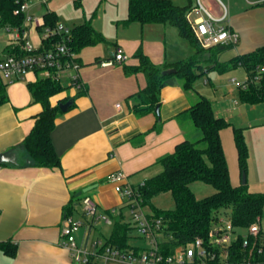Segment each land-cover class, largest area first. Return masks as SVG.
<instances>
[{
	"label": "crops",
	"instance_id": "0c3cea01",
	"mask_svg": "<svg viewBox=\"0 0 264 264\" xmlns=\"http://www.w3.org/2000/svg\"><path fill=\"white\" fill-rule=\"evenodd\" d=\"M75 1L71 0L74 4L73 11H68L70 2L52 3L49 6V0H31L30 13L43 17L48 11L54 12L58 23L66 21L68 24L65 25L71 28L91 20L93 27L107 41L102 42L104 45L100 47L87 46L76 54L79 57L78 75L81 86H75L71 82V71L66 72L61 80L65 90L51 97L53 105L73 100L67 111L60 109L52 133L61 167L37 166L20 150L18 153L22 164L0 163V242L7 243L10 249L14 248L13 253L0 248V264H77L62 244L65 210L70 204L75 207L72 215L83 221L77 235L78 243L87 244L91 250H94V240L104 243L110 235L105 236L102 232L101 225L106 223L91 226L83 216L81 199L86 193L97 202L99 213L113 211L115 218L119 219L123 215V220L130 222V213L125 214V209H128L125 198L108 182V175L122 170L128 181L134 187H139L147 179L161 173L164 167L159 159L172 153L182 140L197 136L195 129L190 132L189 128L192 127L184 115L197 100V94L211 100L215 114L230 122L233 136L234 128L243 130L249 151L248 169L253 173L251 177L247 170L249 183L257 184L264 179V154L263 151H258L259 158L256 149L257 141H264V134L259 131L264 129V118L259 114L261 102L249 103L241 99L240 87L248 79L243 66L237 67L245 70L243 82L231 76L228 82L216 87L207 79L206 82L211 83V94L208 89L201 88L200 91L197 88L198 79L194 83V90L187 91L181 80L172 75L161 91L159 115L156 111L137 115L134 111L136 93L146 86V76L143 73L127 75L122 65H104L103 62L113 57L117 47L123 48L128 56L125 62L130 65L138 63L133 54L139 46L143 47L144 52L156 64L184 60L195 53V47L187 39L191 47L183 44V56L179 52L170 55L164 39L144 41L143 37L129 38L121 28L126 29L134 24H140L142 28L145 25H171L139 22H132L129 26L122 25L120 22L128 16L129 0H81L80 6ZM172 1L177 3V0ZM228 1L230 8L226 23L239 38L236 43L228 46H235L233 52L229 53L230 56L222 57V53L228 48L217 55L220 62H228L264 46V0H244L242 10L235 0ZM204 2L215 14H219L225 4L224 0ZM184 3L194 7L197 0H185ZM112 29L115 30L114 37L107 34ZM159 30L161 33L162 29ZM177 30L182 37L178 28ZM28 31L36 30L26 20L20 38H15L8 27L1 28L0 61L9 55L19 54L17 46L22 48L21 40H30L26 36ZM37 32L41 36V44L37 47H42V35L39 30ZM89 48L93 50L86 51ZM185 52L190 54L185 57ZM208 70L205 68L206 72ZM260 71L264 73V69ZM0 77L7 83V99L0 104L2 153L22 146L33 128L42 105L34 101L29 83L43 77L34 71L15 81L6 80L1 74ZM249 183L247 181L248 189L252 191ZM87 188L91 189L79 195ZM77 196L79 200L76 199ZM147 210L154 213L149 205ZM114 220L113 218L111 226ZM131 244L143 246L145 242L138 244L131 240ZM109 264L128 263L110 261Z\"/></svg>",
	"mask_w": 264,
	"mask_h": 264
},
{
	"label": "trees",
	"instance_id": "16d2710c",
	"mask_svg": "<svg viewBox=\"0 0 264 264\" xmlns=\"http://www.w3.org/2000/svg\"><path fill=\"white\" fill-rule=\"evenodd\" d=\"M23 1L26 0H0V30L3 27H18L23 30L25 14L14 12ZM75 2L77 6L81 5V0ZM192 7L190 4L183 6L175 4L172 0H129L128 16L120 22L122 25L129 26L132 22L170 23L176 26L181 36L188 39L196 49L193 55L184 60L156 64L144 52L143 47L139 46L133 54L138 59L136 65L127 64L126 60L117 63L123 66L127 75L143 73L146 76V86L136 93L137 103L134 105V111L137 115L155 111L156 105L161 101V91L170 76H177L185 90L193 91L195 81L206 72L205 68L224 72L243 66L248 73V79L245 82L246 86L240 87L241 99L249 103L264 101V73L258 69L264 65V46L252 53L234 57L228 62H220L217 55L231 44L202 47L187 19V13ZM57 23L56 14L48 11L44 14L43 24L38 30L42 32L45 26L55 27ZM58 39L57 35L42 38L44 44L42 46L52 47ZM106 41V37L93 27L91 20H86L72 28L68 43L70 49L79 54L87 46ZM23 42L24 40H21V45ZM17 47L19 54L24 52L22 48ZM76 59L79 61L78 56ZM208 62L211 64L205 66ZM170 68H175L176 72L164 75L163 71ZM6 87L7 83L0 77V104L7 99ZM29 88L34 101L42 105V111L36 116L33 128L23 141L25 154L37 166L60 168V156L52 140L60 107L51 103V97L64 91L65 87L60 80L43 77L29 83ZM184 115L197 132L195 137L199 135L200 137L195 140L190 138L182 140L172 153L159 159L164 167L163 171L147 179L140 186L144 203L151 207L155 216L164 220L167 233L171 234L168 241L171 249L179 244H188L198 236L206 238L214 221L224 213L230 219L234 231L238 233L234 241L235 250L232 256L234 263L264 264V252L258 253L257 250L250 261H243L245 250L240 233L247 231L253 222L261 221L264 212V192L250 191L246 182L239 186H234L231 182L220 135L221 130L229 126L230 122L217 116L211 101L202 94H197V100ZM234 141L240 170L247 174L249 151L241 128H234ZM195 181L212 185L216 191L203 198H197L190 186ZM166 192L171 194L174 207L158 209L153 199ZM76 199L79 200V197ZM74 208L73 204L67 206L66 214H72ZM107 214L115 220L101 250L106 246L121 250L130 248L137 250V246L131 244V233L134 231L131 222L124 221L123 215L119 219L115 218L112 211H108ZM0 248L8 253L14 252V248H8L7 243L0 242Z\"/></svg>",
	"mask_w": 264,
	"mask_h": 264
},
{
	"label": "built area",
	"instance_id": "2783aa9c",
	"mask_svg": "<svg viewBox=\"0 0 264 264\" xmlns=\"http://www.w3.org/2000/svg\"><path fill=\"white\" fill-rule=\"evenodd\" d=\"M30 3L31 0L21 2L14 12L24 13L25 20L38 30L43 24V17L30 13ZM227 17L228 8L225 4L222 5L221 12L215 14L204 0H197L196 6L187 13V19L204 48L234 44L238 41V34L226 23ZM8 31L15 38L21 37V30L18 27H8ZM71 32L72 28L63 23H57L55 27L45 26L41 32L42 38L57 35L58 41H55L52 47L46 48L35 47L30 40H25L22 46L23 53L9 55L0 61V74L8 81H15L23 79L28 72L34 71L44 78L61 81L64 74L71 71L69 75L71 82L75 86H81L77 56L68 43ZM127 58L123 48L117 47L113 58L104 61L103 64L113 65ZM258 69L263 70L264 65ZM245 86L244 84L243 87ZM107 179L113 184L115 191L125 198L130 222L145 245L137 246V250L135 248L121 250L113 246H106L101 250L104 243L94 240V250H91L87 244L78 243L77 235L83 226V221L72 214L65 213L62 244L69 250L77 264H109L110 261L128 264H235L232 256L238 233L234 231L229 218H219L214 221L206 238L198 236L188 244H179L171 249L168 242L171 234L167 233L164 220L147 210L140 186L134 187L122 170L110 173ZM81 204L83 216L91 226L100 222L113 223V218L107 213L98 212L97 202L90 194L86 193L82 196ZM240 234L245 250L243 261H250L256 250L258 253L264 252V232L261 221L253 222L247 231Z\"/></svg>",
	"mask_w": 264,
	"mask_h": 264
},
{
	"label": "rangeland",
	"instance_id": "374dc122",
	"mask_svg": "<svg viewBox=\"0 0 264 264\" xmlns=\"http://www.w3.org/2000/svg\"><path fill=\"white\" fill-rule=\"evenodd\" d=\"M70 2L68 4V11H73V2H71V0H49L48 5H52V3L56 4L58 2ZM237 2L238 6H243L244 0H235ZM178 4L180 3V5H184L185 0H177L176 1ZM182 2V3H181ZM187 2V0H186ZM228 10L230 8V3L228 0H224ZM176 3V4H177ZM31 4V3H30ZM240 7V8H241ZM243 9V7L241 8V10ZM62 22V21H61ZM64 24H68L66 21L62 22ZM157 27V28H154ZM124 29L123 32L126 33V35L133 39V38H141L143 37L144 41H157L160 38L163 40H165V43L167 44V49L169 50V54H175L176 52L180 53V56H183V44L187 45L188 47H191L190 42L187 39H184L182 37L179 36L178 30L175 26L172 25H167L165 27L163 26H159V25H155V26H148L145 25L143 28L140 26V24H134L133 26H130L129 28H121ZM162 29L161 33L159 32ZM109 36L114 37L115 35V30H110L109 33H107ZM27 37H29L30 41L32 42V44L37 47L41 44V36L39 35V33L36 31H28L26 34ZM98 45V46H97ZM97 47H100L102 45H104V43H99L97 44ZM235 46L229 47L228 49H226L223 53H222V57L225 58L226 56H230V54L233 52ZM211 48V47H210ZM93 50V48H89L86 51H90ZM230 53V54H229ZM185 57L188 56V54L190 53H186L185 52ZM229 54V55H228ZM211 63H205V66H209ZM232 71H234L232 73ZM245 70L244 69H232L230 71H224V72H219L215 69H209L207 72L202 73L201 76L198 78V80L196 81V86L197 88L201 91L202 89H205L209 91V93L211 94L212 92V87H211V83H207L206 80L210 79L211 82L213 84H215L216 87H218V85L220 84H224L226 81L228 82V78H230L231 76H235V78H237L238 80L242 81V78H244L245 76ZM243 82V81H242ZM211 91V92H210ZM211 101V100H210ZM264 103L261 102L260 104V111L259 114L260 116H262L264 118ZM190 123V132L193 131L194 126L193 124L189 121ZM221 137H222V142H223V146L225 149V155L227 158V163H228V168H229V174H230V178H231V182L232 184L235 185H240L243 184V179L244 176L246 178V180L249 183V177H247V174H243L240 170V166H239V162H238V151H237V147L234 141V136H233V128L232 126H227L225 128H223L221 130ZM260 133L263 132L262 134H264V129L261 128L259 129ZM200 135L198 137H189L192 140H195L197 138H199ZM256 149H257V153H258V157L260 158V153L258 151H263L264 154V141H257V145H256ZM264 156V155H262ZM264 159V157L262 158ZM249 164V163H248ZM249 170V169H248ZM250 176L252 177V170H249ZM246 181V183H247ZM251 184L250 189L253 192H264V179L257 184ZM191 188L194 191L195 195L197 198H203L205 196L211 195L213 194L216 189L209 184H206L204 182L201 181H195L193 183H191ZM153 202L155 204V206L158 209H169V208H173L174 207V200L171 196V194L169 192L166 193H161L160 195H158L157 197H155L153 199ZM151 208V207H150ZM129 210L125 209V214H128ZM222 216L220 217L223 219H228V216L224 213L221 214ZM261 226L264 232V212L261 216ZM102 224V222H100ZM102 226V232L105 234V236L109 235L112 229V226L110 224H105V225H101ZM132 235V242L133 243H138V244H144V241L140 240V238L138 239L137 237V233L135 231H133L131 233ZM101 239L103 240L104 237L100 236Z\"/></svg>",
	"mask_w": 264,
	"mask_h": 264
},
{
	"label": "water",
	"instance_id": "95a60500",
	"mask_svg": "<svg viewBox=\"0 0 264 264\" xmlns=\"http://www.w3.org/2000/svg\"><path fill=\"white\" fill-rule=\"evenodd\" d=\"M176 72V69L175 68H170V69H166L163 71V74L164 75H167V74H173ZM73 100L72 99H69L68 101L66 102H61L59 104V107L62 111H67L69 106L72 104ZM155 111L156 113L159 115V111H160V104H157L156 107H155ZM22 151V154H25V148L24 146H20V147H16V148H11L5 152H2L0 153V163H10V164H22V160L20 159V155L18 153V151ZM29 161V159H28ZM246 182V178L244 176V179H243V184ZM91 188H87L85 189L84 191H81L79 193V195H81L83 192H86V191H89Z\"/></svg>",
	"mask_w": 264,
	"mask_h": 264
}]
</instances>
